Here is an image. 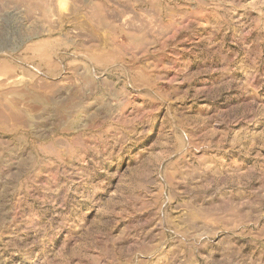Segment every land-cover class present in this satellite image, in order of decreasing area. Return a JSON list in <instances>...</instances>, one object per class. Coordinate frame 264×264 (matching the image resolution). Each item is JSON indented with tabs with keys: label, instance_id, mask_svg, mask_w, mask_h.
Returning a JSON list of instances; mask_svg holds the SVG:
<instances>
[{
	"label": "rangeland",
	"instance_id": "obj_1",
	"mask_svg": "<svg viewBox=\"0 0 264 264\" xmlns=\"http://www.w3.org/2000/svg\"><path fill=\"white\" fill-rule=\"evenodd\" d=\"M0 264H264V0H0Z\"/></svg>",
	"mask_w": 264,
	"mask_h": 264
},
{
	"label": "crops",
	"instance_id": "obj_2",
	"mask_svg": "<svg viewBox=\"0 0 264 264\" xmlns=\"http://www.w3.org/2000/svg\"><path fill=\"white\" fill-rule=\"evenodd\" d=\"M71 44V43H69ZM50 46H60V48H52V49H45L43 45H41V48H31V52L32 55L37 54V50L42 52V51H46L47 55L51 58H56L59 59L58 56L63 55L64 53H66L67 48H68V44L62 43V42H58V43H53L52 41H50L49 43ZM30 52V53H31Z\"/></svg>",
	"mask_w": 264,
	"mask_h": 264
}]
</instances>
